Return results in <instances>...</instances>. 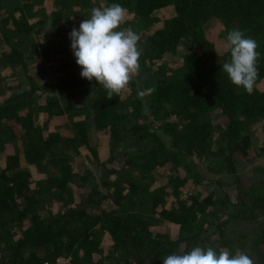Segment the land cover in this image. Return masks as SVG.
<instances>
[{
    "label": "trees",
    "instance_id": "16d2710c",
    "mask_svg": "<svg viewBox=\"0 0 264 264\" xmlns=\"http://www.w3.org/2000/svg\"><path fill=\"white\" fill-rule=\"evenodd\" d=\"M51 1L0 0L1 68L27 81L0 102V264H162L194 246L264 264V177L241 172L264 157V137L252 139L264 122V0H59L89 18L121 4L120 28L143 29L147 78L133 76L111 100L81 78L69 39L77 24ZM215 25L257 42L251 94L221 70L230 54ZM36 57L53 64V81L32 76ZM80 156L101 167L98 178L77 170ZM159 224L178 235L162 237Z\"/></svg>",
    "mask_w": 264,
    "mask_h": 264
},
{
    "label": "clouds",
    "instance_id": "9594fccd",
    "mask_svg": "<svg viewBox=\"0 0 264 264\" xmlns=\"http://www.w3.org/2000/svg\"><path fill=\"white\" fill-rule=\"evenodd\" d=\"M90 12V18L82 20L79 28L74 27L69 33L71 51L81 68V78L90 82L95 79L111 100L139 73L141 37L130 28L120 29L127 12L121 4L93 7ZM223 47L230 58L221 70L233 85L251 94L259 77L257 61L261 53L257 51V42L243 31L232 29L227 32ZM155 91V87H149L138 90L137 95L143 98ZM162 264H254V260L241 251L232 254L221 249L217 253L212 247L194 246L190 251L163 257Z\"/></svg>",
    "mask_w": 264,
    "mask_h": 264
},
{
    "label": "rangeland",
    "instance_id": "374dc122",
    "mask_svg": "<svg viewBox=\"0 0 264 264\" xmlns=\"http://www.w3.org/2000/svg\"><path fill=\"white\" fill-rule=\"evenodd\" d=\"M51 2L54 3V5L57 6L58 8L64 10V12L68 16V18L73 20L75 22V24H77L75 27L77 29L79 28V25H80L82 20H84L85 18H89L88 13H84L83 11L79 10L77 7L72 6L71 9H69L68 7H66V5L64 3L60 2L59 0H56V1L53 0ZM158 16H157V18H158ZM153 26L154 25L152 24L150 26V28L152 29ZM131 29L133 31L137 32L139 35L141 34V32L143 30V29L140 30L141 27L137 26V25L133 26ZM210 34L215 38V40H217L218 42L219 41L221 42L222 49L224 50L223 43H224V39H225L227 34L224 32L223 27L220 25H215V26L211 27ZM141 39H140V41H141ZM3 47H5V46H4L3 39H1L0 40V48H3ZM138 47H139V44H138ZM38 57H36V59L31 60V62H30L29 69H30L32 76L36 79V81L38 83H41V84L45 83V82L53 81L55 79L53 64L50 62H46V61H44ZM177 57L178 56H175L173 59H171V61L175 60ZM168 60H169V58H168ZM1 67H2V62H0V102L5 97L10 95L11 93L19 92L20 90L24 89L27 86V81L22 76V74L21 75H17V74L12 75L11 74V71H13L12 68H10V67L1 68ZM147 69H149V67H147ZM139 74L142 77L147 78V71L146 70L140 71ZM136 81H138L139 83L143 82L137 78H136ZM139 87H140V85H139ZM252 128H253V134H252L253 143L256 144V146H257V145H259V143L261 142V140L264 137V122L261 121V122L255 123L252 126ZM166 140H167V143L169 144V139L167 138ZM76 160H77L76 168H77V170L83 169L82 174H84L85 169L88 168L97 178L99 177V175L101 173V167H99L95 163L89 161L85 156H80V157L76 158ZM22 165L27 166V160H26L25 155H23V154H22ZM53 166L54 165H52V167ZM200 166H201V169H204V170L208 169L207 168L208 164L206 162H201ZM241 172L244 175L251 174V177L258 176V175L264 177V157L257 158L256 160L251 161V162H246V164H242ZM250 172H252V173H250ZM207 174L210 175L211 177H216V178L219 177L223 181H226V179H227V177L224 176V174H219V173H215V172H211V171H208ZM212 189L216 190L215 185L212 186ZM217 190L220 191L221 190L220 187L219 188L217 187ZM75 195H76V191H75ZM186 195L187 194L185 192L183 196L186 197ZM109 205H112V203H109L107 200L102 202L103 208H106ZM98 207H97V209H98ZM155 229H156L157 233L159 235H161L162 237L175 238L179 233L178 226H176V225L159 224L155 227ZM256 256H257V254L256 255L251 254V257L253 258V260L257 259ZM68 263H69V261L67 259L61 258L60 260L57 261L56 264H68Z\"/></svg>",
    "mask_w": 264,
    "mask_h": 264
},
{
    "label": "built area",
    "instance_id": "2783aa9c",
    "mask_svg": "<svg viewBox=\"0 0 264 264\" xmlns=\"http://www.w3.org/2000/svg\"><path fill=\"white\" fill-rule=\"evenodd\" d=\"M69 261V260H68ZM68 264H70V263H68Z\"/></svg>",
    "mask_w": 264,
    "mask_h": 264
}]
</instances>
